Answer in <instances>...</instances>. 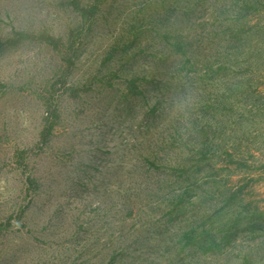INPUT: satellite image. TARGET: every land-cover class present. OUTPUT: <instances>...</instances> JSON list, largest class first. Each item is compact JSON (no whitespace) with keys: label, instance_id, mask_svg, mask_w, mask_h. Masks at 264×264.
Here are the masks:
<instances>
[{"label":"rangeland","instance_id":"1","mask_svg":"<svg viewBox=\"0 0 264 264\" xmlns=\"http://www.w3.org/2000/svg\"><path fill=\"white\" fill-rule=\"evenodd\" d=\"M71 1L0 0V264H264L186 240L264 223V0Z\"/></svg>","mask_w":264,"mask_h":264},{"label":"trees","instance_id":"2","mask_svg":"<svg viewBox=\"0 0 264 264\" xmlns=\"http://www.w3.org/2000/svg\"><path fill=\"white\" fill-rule=\"evenodd\" d=\"M71 2H72V6L74 7V9L77 11H80L81 14L84 16H92L96 12V7L84 9V8L80 7L79 3H77L76 0H72ZM255 4H257V3H255ZM243 10L245 11L246 17L252 11H255L256 14L257 13L264 14L263 8L261 10L256 8L253 3H250V1L244 5ZM247 24L248 23L244 24V26H242L241 29L235 31V35L237 37L240 36V34L244 32V29L246 28ZM249 27H254V25H250ZM34 38H35L34 36H31L29 34L15 33L14 37L9 38L4 42L0 41V49H2L4 47L15 46V45H17V44H19L25 40H31ZM42 39L45 40V42L51 44L53 47H56V45H55L56 43L53 41L52 38L46 37V38H42ZM174 50L178 54H181V55L185 54L184 47L181 45V43H175ZM128 92H129V94H131L134 97H140V98L144 97V92L142 90H139L137 82L134 80L130 81L128 83ZM46 125H47V127L44 129L43 134H42V138H41L42 144H46V142L48 141V138L52 132L51 123L48 122ZM19 154L22 156L24 154V151L20 152ZM228 157L230 158L229 162L231 164L235 165L236 168H240V169L252 168L251 165H248V163L244 160L233 159L232 155H228ZM200 158H201L200 160L206 159L207 158V152L206 151L202 152ZM259 168L264 169V162L259 165ZM27 180H28V182L32 188L33 187L37 188V183L33 179L28 178ZM241 192H242V189H241L240 193ZM238 193L230 194L229 197L227 198V200H226L227 202L225 203L224 206L225 207L231 206L233 200L237 198ZM184 203H185V199L183 198V196H181L179 201L177 203H175L173 209H175V210L181 209L184 206ZM260 216L261 215L256 216L254 214H251L250 216L241 215L240 219L239 220L237 219L235 223H233L231 225L227 224L228 227L225 231V234L220 239H217L215 235H209L207 233V231H205V230L202 231L201 236H199V237L197 236V233H194L193 231H191L189 233V235L187 236V239H186L187 243L190 244L193 241V244L199 245L200 248L204 252H213L214 250L220 248V246L229 245L233 240L237 239L242 233H246V232H253L254 233L256 230L264 229V223L263 222L261 224L258 223V220H260V218H261ZM248 219L252 220V222H248L244 226L241 225L240 222H244V220H248ZM207 240H209V241H207Z\"/></svg>","mask_w":264,"mask_h":264}]
</instances>
